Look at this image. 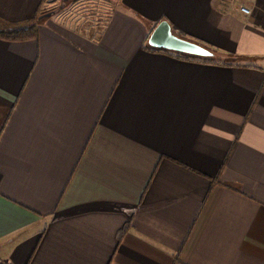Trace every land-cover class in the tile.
I'll use <instances>...</instances> for the list:
<instances>
[{"label":"crops","instance_id":"1","mask_svg":"<svg viewBox=\"0 0 264 264\" xmlns=\"http://www.w3.org/2000/svg\"><path fill=\"white\" fill-rule=\"evenodd\" d=\"M111 1L0 40V264H264L261 0ZM162 20L227 64L146 50Z\"/></svg>","mask_w":264,"mask_h":264},{"label":"rangeland","instance_id":"2","mask_svg":"<svg viewBox=\"0 0 264 264\" xmlns=\"http://www.w3.org/2000/svg\"><path fill=\"white\" fill-rule=\"evenodd\" d=\"M43 4L40 5V11L44 17H39L36 25L41 24L43 21H52L57 23H65L67 25H73L82 29L86 34L87 29L83 30L87 21L93 23L98 21V25H101L104 15L106 14L105 8L109 9L112 5L111 0H43ZM100 13L102 15H98ZM101 16L102 20H95V16Z\"/></svg>","mask_w":264,"mask_h":264},{"label":"trees","instance_id":"3","mask_svg":"<svg viewBox=\"0 0 264 264\" xmlns=\"http://www.w3.org/2000/svg\"><path fill=\"white\" fill-rule=\"evenodd\" d=\"M45 15L41 13L40 7L38 6L35 10L32 17L18 21V22H9L2 18H0V40L3 41H11V42H19V41H25V40H32L35 39L37 36V25L36 22L39 17H44ZM184 39H187L189 41L195 42L209 50H211L210 46L201 41L200 39H197L195 37H192L190 35L185 36ZM148 51L152 52H162L166 53L172 57L188 60V61H196V62H202V63H210V64H227L225 62H222L218 58H201L196 57L184 53L169 51L166 49L161 48H153V47H144ZM232 63H230L231 65Z\"/></svg>","mask_w":264,"mask_h":264},{"label":"water","instance_id":"4","mask_svg":"<svg viewBox=\"0 0 264 264\" xmlns=\"http://www.w3.org/2000/svg\"><path fill=\"white\" fill-rule=\"evenodd\" d=\"M147 46L184 53L201 58H213L215 54L209 49L175 35L166 21H159L151 30L146 41Z\"/></svg>","mask_w":264,"mask_h":264},{"label":"built area","instance_id":"5","mask_svg":"<svg viewBox=\"0 0 264 264\" xmlns=\"http://www.w3.org/2000/svg\"><path fill=\"white\" fill-rule=\"evenodd\" d=\"M262 2V11L264 13V0H261ZM238 11L241 13V14H244V15H249L250 14V9L243 3H241L239 6H238ZM1 264H4V263H1Z\"/></svg>","mask_w":264,"mask_h":264}]
</instances>
